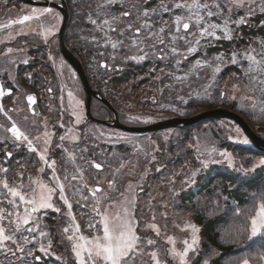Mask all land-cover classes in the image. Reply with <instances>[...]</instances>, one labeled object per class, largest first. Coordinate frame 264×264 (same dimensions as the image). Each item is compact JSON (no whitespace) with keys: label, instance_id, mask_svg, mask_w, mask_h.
Masks as SVG:
<instances>
[{"label":"rangeland","instance_id":"374dc122","mask_svg":"<svg viewBox=\"0 0 264 264\" xmlns=\"http://www.w3.org/2000/svg\"><path fill=\"white\" fill-rule=\"evenodd\" d=\"M113 5L123 13H94L97 7ZM71 6L73 31L79 30V24L91 25L88 21L96 20L135 35L131 42L127 38L125 48L113 40L116 45L110 51L116 53L109 52V56L117 59L88 63L75 57L90 76L91 86L102 90L115 106L121 124L142 127L224 108L241 115L264 139V37L244 36L248 40L243 48L225 53L220 49L239 33L241 39L242 25L251 26L256 16H263L264 0H72ZM84 6L93 13H82ZM169 13L162 24V17ZM24 16L31 19L24 20ZM242 18L244 23H237ZM184 23L190 25L187 31ZM60 25L57 11L21 0H0V229L15 239V243L0 241V264H18L29 252L42 256L38 264H78L73 248L83 250L87 260L88 250L103 236L105 218L110 224L131 222L139 237L134 253L137 264H181L179 254L186 242L191 243L192 226L198 229V243L186 262L210 264L214 252L199 259L202 239L193 218L197 210L196 217L202 216L201 210L225 215L229 224L224 230L241 227V240L260 241L261 234L249 237L251 220L264 205V198L258 201L252 194L248 203L234 205L230 211L218 194V181L211 196L200 190L199 183L215 166L251 169L264 159L263 151H258L262 155L235 151V146H252L250 141L242 143L247 137L229 119L141 135L90 122L79 76L58 52ZM89 27L82 33L91 41L93 30L99 29ZM134 27L139 29L136 34ZM202 32L215 36H202ZM73 33L69 31V35ZM90 41L83 39L81 44ZM67 44L73 47L74 41ZM240 60L244 62L238 66L241 74L223 73L232 68L229 63L236 65ZM112 70L134 72L135 77L116 88L111 87L110 78L93 75ZM30 94L38 103L35 115L26 101ZM93 109L95 117L106 119L98 106ZM13 124L33 142L36 152L29 151L26 142L15 140L9 131ZM189 127L190 131H179ZM9 152L11 157L6 155ZM229 159L235 167L229 165ZM205 161L207 167H203ZM253 172L238 173L249 176ZM61 185L71 208L60 199ZM50 192L53 208H40L41 197ZM190 193L188 200L184 196ZM258 194L262 198L264 191ZM20 247L24 252L17 251ZM41 247L48 255L39 251Z\"/></svg>","mask_w":264,"mask_h":264},{"label":"trees","instance_id":"16d2710c","mask_svg":"<svg viewBox=\"0 0 264 264\" xmlns=\"http://www.w3.org/2000/svg\"><path fill=\"white\" fill-rule=\"evenodd\" d=\"M174 1V0H169ZM184 1V0H183ZM170 6V3H168ZM179 7V6H177ZM183 7V6H180ZM202 8V7H201ZM208 9V8H207ZM206 10V9H204ZM166 14L162 17V24H164V20L168 17ZM186 15V14H185ZM261 15V14H258ZM264 20V14L262 17L256 16L254 22L251 26L242 25L241 28V39L239 35L234 38L232 41H224L222 43L221 50H224V53L233 51L236 47H242V43H246L244 41V36L247 37H264V24H260L261 21ZM234 34L237 35L238 32L236 29L233 30ZM235 44L236 46H234ZM214 49L212 48L211 51ZM226 55V54H225ZM224 55V56H225ZM230 58V57H229ZM246 61V60H245ZM240 62V63H239ZM232 65L231 69H226L223 73H237L241 74V70L238 66L244 64V62L238 61L236 65L229 63ZM230 65V66H231ZM191 130V127L186 130L179 131H187ZM235 151L240 154H251V155H262L261 152L258 154V151L250 148H244L240 146H235ZM260 152V151H259ZM218 181L220 185V189L218 194H221L224 201V206L226 209L230 211L235 208L234 205L242 206L241 203H248L250 196L255 194L258 196L256 200L263 201V198L258 193L264 191V168L256 169L249 176H241L236 170L228 169L221 166H215L209 170V172L203 176L200 181V190L203 188L205 191H208L209 196L213 194L212 186ZM251 193V194H250ZM193 193L188 194V196H184L186 199H191ZM254 195V196H255ZM202 216L196 217L195 214L198 213L195 211L194 213V221L200 227V235H201V248L199 251V259L203 257H210V264H240L244 259H248L251 264H259L261 260L264 259V236L259 237L260 241L251 242L241 240L240 238V229L234 230H224V227L229 224L228 221L225 222L223 219L225 215H209L207 212L201 210ZM227 213V212H222ZM231 231H236L234 234H231Z\"/></svg>","mask_w":264,"mask_h":264},{"label":"snow or ice","instance_id":"6c2138e0","mask_svg":"<svg viewBox=\"0 0 264 264\" xmlns=\"http://www.w3.org/2000/svg\"><path fill=\"white\" fill-rule=\"evenodd\" d=\"M48 11V10H46ZM261 11L264 12V7L261 8ZM125 16H128L129 13L125 12ZM211 16L212 13H209ZM24 20L31 19L30 16H24ZM95 23V21H93ZM237 23H244L243 18L238 21ZM190 25L188 23L183 24V28L185 31L189 29ZM213 29L218 27L217 25H211ZM139 31V30H138ZM202 36L209 35V36H215V33H201ZM218 38V37H217ZM189 51H194L192 49H189ZM132 59H136L133 57ZM141 60L144 59V57H140ZM101 67H107L105 64H101ZM0 95H3V91L0 90ZM28 101L31 103L33 101V97L31 95L28 96ZM9 131L14 135L16 141L26 142L29 146V151L36 152V148L33 146V142L27 138V136H24L22 132L16 127L15 124L12 125V127L9 129ZM64 137H61V140H64ZM241 142V141H238ZM244 144H248L249 140L247 138H244L242 141ZM7 156L11 157L13 153L9 152L6 153ZM222 155H224L222 153ZM41 160H45L44 155H40L39 157ZM228 163L230 166L235 167L231 159L228 160ZM208 166V161H205L203 164V167ZM51 167V166H50ZM97 168L100 167V165H96ZM257 168H264V159L259 160L258 164H253V167L251 169H245L242 166L237 169V171L243 175H248L249 173L255 171ZM195 175V173L193 174ZM7 187V185H5ZM54 191V190H52ZM64 188L63 185L60 186V199L64 201L66 205H68L69 208H71V205L68 204V201L65 199L64 195ZM13 195H16V193L13 190ZM262 198H264V194H262ZM52 200V194L51 192L47 196H42L39 207L43 209H51L53 208V204L50 202ZM31 203V202H30ZM33 211H36L35 208L32 209ZM55 211L59 212V209H55ZM25 224L28 223L27 220L24 221ZM193 236L190 244H187L184 248L183 252L180 253V260L181 264H187L186 257L188 256L190 251L195 250V246L198 243V238L196 236V233L198 229L195 226H192L191 228ZM262 230H264V205L260 206L259 211L257 212V215L252 218L251 220V236L255 237L259 234H261ZM65 232L68 231V229L64 230ZM41 235H44L41 233ZM71 239V237H69ZM139 239V237L136 235L135 231L131 227L130 221H121V222H113L109 223L107 218L103 221V236L97 237L94 241V249H89L87 252V260H85L83 255V250L77 249L76 247L73 248V251L75 252V256L77 258L78 264H100L101 261H103V264H137V259L134 255L136 248L138 245L136 244V241ZM12 240L13 243H15L14 237H9L4 235L3 229H0V241H8ZM29 242L27 240L24 241V244L27 245ZM149 244L152 243L151 240L148 241ZM24 248L20 247L17 249L18 252H24ZM39 251L44 254L48 255V251L46 248L41 247ZM131 254V255H130ZM31 258V259H28ZM155 254L153 253L152 259H155ZM59 259V258H57ZM42 261V256H33V253L29 252L27 253V257H21L18 264H38V262ZM242 264H249L248 259H244Z\"/></svg>","mask_w":264,"mask_h":264},{"label":"flooded vegetation","instance_id":"af4514ba","mask_svg":"<svg viewBox=\"0 0 264 264\" xmlns=\"http://www.w3.org/2000/svg\"><path fill=\"white\" fill-rule=\"evenodd\" d=\"M22 2H28L26 3L29 6H34V7H44V8H48V9H52L54 11L59 12V14L61 15V25L60 28L56 34L57 36V43H58V52L59 54L66 60V57H64V51L66 53L71 54L73 57H76L78 60L82 61V58L86 59L85 62L88 63H93L96 62L98 60H104L105 58H107L108 60H113L117 59L116 56L112 57L109 56V52H113L116 53L115 51H110L116 44H114L115 42L113 40H116V42L120 45H122V47H126V45L124 44V42H128L127 38L129 39V41L131 42V37L135 36V35H131L129 32V35L125 32L126 29H120V30H116V27L113 25L111 27V25L109 23H98V21L94 20L95 23H93V20H90L88 22H90L91 25H93L94 27H96L97 29H99L98 32H94L93 30V39L90 41L89 39L86 38V36L83 35L82 31H86L87 29H89L91 25L88 24H79L78 31H73L72 28L75 26L72 25L70 23V11L73 10V7L71 6L72 0H21ZM80 0H77V2ZM53 3L56 5H59L61 8L63 7V2L64 5L67 8V13H68V19H67V24H66V28L63 32V34H60V29L62 26V22H63V15L62 12H60V10H58L55 7H52L50 5L45 6L44 3ZM81 12L82 13H93V11L88 7L85 8L81 7ZM119 12V13H123V11L121 10V8L117 5H113V6H106V7H97L94 11V13L96 12V15H101V14H106V13H112V12ZM96 16L94 15V18ZM108 17H106V20H108ZM84 28H86V30H84ZM139 29H137L136 27L133 28V34H136ZM69 31L74 32L73 34L69 35ZM115 31V32H114ZM73 35V36H72ZM72 36V37H71ZM71 40L74 41L73 47H70L67 43ZM87 40L90 41V44H81V40ZM61 44L63 45L64 48L61 47ZM124 50V49H123ZM106 55V56H105ZM82 57V58H81ZM111 58V59H110ZM67 61V60H66ZM83 64V63H82ZM84 67V66H83ZM118 70H121L120 67L117 68ZM85 70V68H84ZM122 71V70H121ZM121 71H108V72H99V73H94L93 75H103L106 78H110L111 87H115L119 88V85H126L129 84V82L131 81V79L133 78V76L135 77V73L134 72H121ZM77 73V72H76ZM86 73V70H85ZM77 76L78 73H77ZM86 77L89 81L90 76L87 75L86 73ZM80 79V78H79ZM90 83V81H89ZM91 85V84H90ZM93 88L94 91L98 92L99 95L98 97H93V99L91 100V111H92V115H93V108H100L102 110V112H104V114L106 113V119H102L99 117H95L93 115V117L95 118V120L98 121H106L108 123H110L112 121V119L114 118V112L112 110L115 109V106H113L109 100L107 99V95L104 94V92L102 90H98L95 89L93 86H91ZM83 88V87H82ZM84 90V89H83ZM102 97V99H104L105 102H103L100 98ZM96 104V106H94ZM112 107V108H111ZM117 112V111H116ZM117 116L119 117V115L117 114ZM119 121L121 123H124L123 121H121L120 117L118 118ZM89 121V120H88ZM92 123H96V121H90ZM97 124V123H96ZM100 124V123H98ZM126 124V123H125ZM106 127V126H105ZM108 128V126H107Z\"/></svg>","mask_w":264,"mask_h":264},{"label":"water","instance_id":"95a60500","mask_svg":"<svg viewBox=\"0 0 264 264\" xmlns=\"http://www.w3.org/2000/svg\"><path fill=\"white\" fill-rule=\"evenodd\" d=\"M44 5L45 6L50 5L60 10V12H62L63 22H62V26L60 29V34L62 35L66 28L67 19H68L67 8L64 5V2H63L62 8L59 5L48 3V2L44 3ZM61 47L64 48L62 44H61ZM63 54H64V57H66V60L72 65V67L76 70V72L79 75L80 81L82 83V86L84 88L85 95H86V98H85L86 116L88 119H93L91 115V108H90L91 100L93 99V97H98L99 93L94 91L93 88L90 86L81 63L71 54L66 53L65 51ZM31 96L33 97V101L31 103L28 101V97H27V103L29 105V109L32 114H38L39 111H38L36 97L35 95H31ZM100 99L103 102H105L104 99H102V97ZM113 112H114L115 117L111 123H108V122H101V123L104 125H108L110 127L119 128L129 133H136V134H145V133H150V132H154V131H158V130L166 129V128L187 127L191 125H196L200 123L201 121H206L210 119H229L240 127V129L243 131L245 136L249 139V141L252 143V145L256 149H260L264 151V139L255 133V131L252 129L249 123L241 115H239L236 112L229 111L228 109L218 108L214 110L213 109L206 110L195 117H190L186 119L176 118V119L158 122V123H154V124L142 126V127H130V126H125L121 124L118 121L117 113L114 109H113ZM29 208L32 210L31 206H29ZM261 233L264 234V232H261Z\"/></svg>","mask_w":264,"mask_h":264},{"label":"bare ground","instance_id":"6f19581e","mask_svg":"<svg viewBox=\"0 0 264 264\" xmlns=\"http://www.w3.org/2000/svg\"><path fill=\"white\" fill-rule=\"evenodd\" d=\"M115 44V43H114ZM264 152V151H263Z\"/></svg>","mask_w":264,"mask_h":264}]
</instances>
